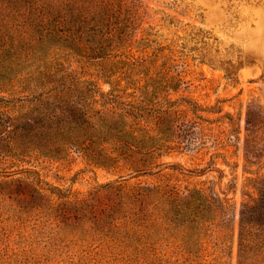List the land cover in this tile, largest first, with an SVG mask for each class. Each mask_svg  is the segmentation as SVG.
<instances>
[{
    "label": "rangeland",
    "instance_id": "1",
    "mask_svg": "<svg viewBox=\"0 0 264 264\" xmlns=\"http://www.w3.org/2000/svg\"><path fill=\"white\" fill-rule=\"evenodd\" d=\"M10 119L0 264H236L264 191V0H0Z\"/></svg>",
    "mask_w": 264,
    "mask_h": 264
},
{
    "label": "trees",
    "instance_id": "2",
    "mask_svg": "<svg viewBox=\"0 0 264 264\" xmlns=\"http://www.w3.org/2000/svg\"><path fill=\"white\" fill-rule=\"evenodd\" d=\"M57 9L46 11L45 14H40V24L45 31L40 32V38L46 39L51 36V33L55 32L59 28L52 25L48 18L56 13ZM67 17V16H66ZM69 24L73 21L69 20ZM34 23L31 25L33 26ZM70 31L67 30L66 33ZM253 103L248 105L245 117V131L246 137L244 140V149L246 161L253 156L255 146V133L261 125L260 119L256 118L252 110ZM10 119L9 124L0 126V136H6L14 132L16 123ZM247 193H244V200L241 204L239 211V231H238V248H237V263L236 264H260L262 257L264 256V191L259 187L253 185L254 180L249 179ZM258 192L257 197L254 195V191ZM198 190L189 191V195L185 198V209L193 211L192 205L197 201ZM208 207L204 205L202 210ZM205 211V210H203Z\"/></svg>",
    "mask_w": 264,
    "mask_h": 264
}]
</instances>
